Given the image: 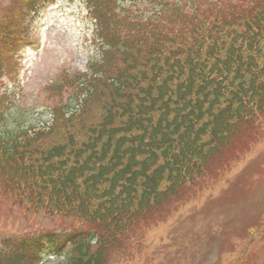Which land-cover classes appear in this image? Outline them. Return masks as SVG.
<instances>
[{"label":"trees","instance_id":"trees-1","mask_svg":"<svg viewBox=\"0 0 264 264\" xmlns=\"http://www.w3.org/2000/svg\"><path fill=\"white\" fill-rule=\"evenodd\" d=\"M54 1L0 4V75L17 71L32 12ZM85 1L103 57L76 72L78 101L55 107L51 125L0 132V197L73 219L78 228L56 237L70 245L67 264H112L223 175L229 142H252L264 119V0L175 5L146 22L122 0ZM184 15L199 19L195 33ZM44 245L10 240L0 264H38Z\"/></svg>","mask_w":264,"mask_h":264},{"label":"rangeland","instance_id":"rangeland-1","mask_svg":"<svg viewBox=\"0 0 264 264\" xmlns=\"http://www.w3.org/2000/svg\"><path fill=\"white\" fill-rule=\"evenodd\" d=\"M13 1L16 0H0V4L8 5ZM140 7L143 8L141 13L147 10L142 4ZM28 34L32 35L35 42L23 54L20 74L15 81L4 79L0 82L3 91L1 93L8 97L5 118L0 119L1 130L41 127L51 121V110L56 105L71 107L79 94L77 86L81 82L73 73L89 67L88 63L97 59L101 51L96 42L94 25L82 0H60L56 5L44 10L40 17L31 23ZM65 75L71 76L74 85L56 94L51 88L63 83ZM238 171L239 169H236V176L231 175L228 180L217 185L212 193L216 195V199L228 188L227 182H234L237 186L233 193L223 195L219 199L222 215L225 221H236L237 229L242 233L240 242L245 244L253 241V250L259 238L254 234L250 235L246 229L253 224L264 226V165L249 177L234 181L245 172ZM0 216L6 217L7 220L0 222V247L1 240L6 237L36 236L40 230L62 232L69 228L68 225L58 227V218L45 219L42 215L33 217L22 212L19 207H10L7 202L0 203ZM174 226L175 223L171 222L168 232L158 229L151 233L149 250L143 254L142 262L137 264H177L175 256L178 253L170 247L175 245ZM201 240L218 243V237L214 234L202 236ZM50 247L53 248L45 251V259L56 258L54 246ZM254 258L263 261L264 252H257ZM59 259L64 260V257L60 256ZM216 261L217 255L214 254L210 264Z\"/></svg>","mask_w":264,"mask_h":264}]
</instances>
